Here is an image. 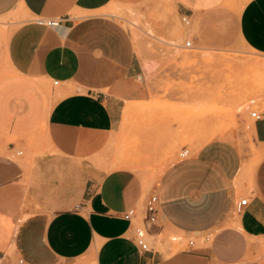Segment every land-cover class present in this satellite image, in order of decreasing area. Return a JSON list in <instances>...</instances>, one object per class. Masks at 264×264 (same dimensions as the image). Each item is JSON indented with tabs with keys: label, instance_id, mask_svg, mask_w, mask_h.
Returning a JSON list of instances; mask_svg holds the SVG:
<instances>
[{
	"label": "crops",
	"instance_id": "crops-1",
	"mask_svg": "<svg viewBox=\"0 0 264 264\" xmlns=\"http://www.w3.org/2000/svg\"><path fill=\"white\" fill-rule=\"evenodd\" d=\"M151 1L0 0L3 262L13 248L14 257L32 264H264V113L250 127L261 147L250 180H243L237 145L221 138L171 162L153 185L132 169L107 171L93 160L120 130L127 103L152 97L133 36L109 10ZM223 1L173 4L198 30L199 17L204 21ZM244 1L239 36L264 52V0ZM49 18H59L60 26L41 22ZM32 138H41L42 152L29 171L12 151L16 142L28 148ZM152 193L160 223L151 226L150 241L166 242L161 235L170 230L191 238L189 250H139L135 219L123 214ZM239 193H248L249 201L235 222L229 215L243 198Z\"/></svg>",
	"mask_w": 264,
	"mask_h": 264
},
{
	"label": "rangeland",
	"instance_id": "rangeland-1",
	"mask_svg": "<svg viewBox=\"0 0 264 264\" xmlns=\"http://www.w3.org/2000/svg\"><path fill=\"white\" fill-rule=\"evenodd\" d=\"M244 2L224 0L215 11L205 13L208 15L204 21L203 16L199 17L193 38L177 32L183 23L173 0H152L144 7L117 6L109 10L133 36L142 76L152 90V97L149 101L127 103L120 130L114 133L105 150L93 157L97 165L107 171L132 169L144 179L149 178L153 185L167 165L180 159L183 149L194 152L205 143L221 138L237 145L242 154L243 180L252 178L261 161L255 151L261 147L255 145L250 126L255 121L252 112H264V52L252 48L239 36L237 16ZM187 40H193L192 48H175L163 42L177 41L184 45ZM5 76L0 72V79ZM46 88L50 93L49 86ZM38 140H28V148L16 142L17 149L12 151L26 170L32 169L36 155L42 152L36 145ZM161 157L169 158L159 161ZM240 197H248V193H239ZM144 201L145 198L137 208L134 226L143 223ZM229 217L240 222L236 208ZM159 223L158 220L156 224ZM161 237L166 242L149 239L153 250L168 254L190 249L191 238L184 234L166 230ZM212 243L197 242L196 247ZM8 254L10 259L0 260V264H17L20 257H14L13 248ZM253 255H256L254 259L261 256L257 252ZM78 264L95 263L89 260Z\"/></svg>",
	"mask_w": 264,
	"mask_h": 264
},
{
	"label": "built area",
	"instance_id": "built-area-1",
	"mask_svg": "<svg viewBox=\"0 0 264 264\" xmlns=\"http://www.w3.org/2000/svg\"><path fill=\"white\" fill-rule=\"evenodd\" d=\"M181 16V19L184 23L188 22L189 16L183 13H179ZM41 22L47 24L50 27H58L60 26V19L59 18H49L47 20H41ZM193 41V40H192ZM192 41L186 42V47L190 48L193 44ZM57 84L58 82H54ZM264 113V112H263ZM263 113H260L258 111L252 112V117L255 118V120H259L262 118ZM191 154V151L189 149H183L179 153V157L181 159L189 157ZM249 199L248 197L240 198V200L236 203V210L237 212H242L243 208L247 205ZM159 198L157 194H150L146 200L144 201V206L142 209V213L144 214L143 217V223L137 226H134V238L136 241L137 246L139 247V250L141 252H150L153 250V248L150 245V242L148 240V231L150 232L151 226L156 224L159 218V206H158ZM138 216V209L137 208H130L123 214V218L129 221H133L135 217ZM193 245V241L189 240L188 246L191 247ZM17 264H32L28 262L23 257L18 258Z\"/></svg>",
	"mask_w": 264,
	"mask_h": 264
},
{
	"label": "bare ground",
	"instance_id": "bare-ground-1",
	"mask_svg": "<svg viewBox=\"0 0 264 264\" xmlns=\"http://www.w3.org/2000/svg\"><path fill=\"white\" fill-rule=\"evenodd\" d=\"M182 21V20H181ZM195 21V20H194ZM194 21H192L191 20V16L189 17V19H188V22L187 23H184L183 21H182V23L183 24H181V27H177V32H180V33H182V35H183V37H185V38H193V35H194V32L197 30V28L195 27V22ZM197 22V21H196ZM133 25H136L133 21L131 22ZM129 25V24H128ZM135 27V26H134ZM136 28V27H135ZM149 35L151 36V37H153L154 35L152 34V32H150L149 33ZM4 40V39H3ZM188 41V40H187ZM187 41H185V44L183 45V44H178V42L177 41H168V42H166V41H163V42H165V43H168L169 45H172L173 47H179V48H183L184 46L186 47V42ZM186 48H188V47H186ZM190 48H192V46L190 47ZM145 76H147V75H145ZM131 105H132V103H131ZM130 105V106H131ZM129 106V107H130ZM140 107V106H139ZM139 109H141V108H139ZM132 110H133V108H132ZM135 111H136V109H135ZM133 112H134V110H133ZM251 127V126H250ZM250 134H253V130L250 128ZM8 154H10L9 153V151L7 152ZM19 153L20 154H22V152H20L19 151ZM256 155H258V152H257V154ZM257 157V156H256ZM136 218V217H135ZM134 218V219H135ZM149 237H150V232L148 231V240H149ZM150 238H152V237H150ZM159 243H161V242H159ZM2 261V260H1Z\"/></svg>",
	"mask_w": 264,
	"mask_h": 264
}]
</instances>
